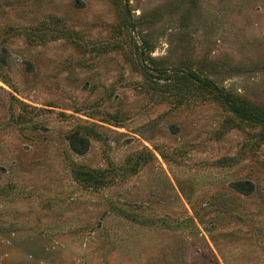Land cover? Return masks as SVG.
<instances>
[{
  "label": "rangeland",
  "instance_id": "1",
  "mask_svg": "<svg viewBox=\"0 0 264 264\" xmlns=\"http://www.w3.org/2000/svg\"><path fill=\"white\" fill-rule=\"evenodd\" d=\"M191 69L264 114V0H0V264H264V126Z\"/></svg>",
  "mask_w": 264,
  "mask_h": 264
},
{
  "label": "trees",
  "instance_id": "2",
  "mask_svg": "<svg viewBox=\"0 0 264 264\" xmlns=\"http://www.w3.org/2000/svg\"><path fill=\"white\" fill-rule=\"evenodd\" d=\"M166 70H167L166 68L158 69V71H161V72L166 71ZM173 70H179V68H173ZM183 73L188 78L198 82L201 86L205 88H209L210 90L215 92L217 96L222 100V102L226 105V107L240 119L264 126V114H258V113L246 111L240 108L235 103L233 98H231V96L227 92H225L221 88V86H219L212 79L192 69L184 71ZM72 170L73 172L76 173V178H78L79 180H84L88 182L94 181L95 185H100V183H102L101 179L105 178L103 174H105V171H106L104 169H87L82 166H79L78 164H74V166L72 167Z\"/></svg>",
  "mask_w": 264,
  "mask_h": 264
}]
</instances>
